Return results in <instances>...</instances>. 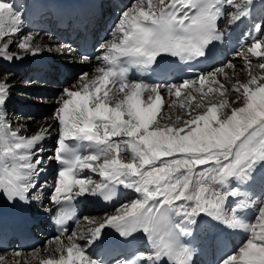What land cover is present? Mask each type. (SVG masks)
<instances>
[{"label": "snow or ice", "instance_id": "snow-or-ice-1", "mask_svg": "<svg viewBox=\"0 0 264 264\" xmlns=\"http://www.w3.org/2000/svg\"><path fill=\"white\" fill-rule=\"evenodd\" d=\"M251 4L252 0H245L243 5L237 0H156L154 6L153 0H140L124 11L118 21L120 40L107 49L115 55L102 58L109 63L98 68L93 78L82 73L78 90H64L65 98L54 112L59 124L55 159L57 162L64 159L62 154L70 139L80 138L97 147L89 154L77 155L69 166L59 171L50 199L59 203L61 199L95 194L109 183L140 194L134 202L121 205L115 214L82 236L88 244L99 240L108 226L122 236L143 231L155 251L138 253V261L148 255L158 261L167 258L175 264H191L194 250L181 243V236L190 234V229L178 222L173 224L171 218L183 217L184 222L194 224L200 213H208L232 227H246L251 233L247 242L222 264H264V206L260 207L254 223L244 225L236 212L249 206L244 203L248 194L244 193L236 208L226 214L227 197L241 192L238 188L217 191L229 178L247 176L258 163L264 162V77L259 82L257 77H252L248 84L234 87V91L241 93L242 106L232 107L223 98L225 89L218 103L196 105L204 108L202 114L183 121L177 116L174 122L162 124L157 121L161 109L160 85L129 81L125 70L117 67L120 57H126L131 64L149 65L161 54L181 59L203 55L211 41L220 39L216 30L222 17L221 8L232 6L233 18L238 20L248 13ZM6 18L17 24L13 28L17 32L22 23L21 14L14 10L12 3L0 0V25ZM19 47L31 50L27 41ZM262 49L264 38L256 39L250 51L264 58ZM260 68L264 69V64ZM214 78V73L208 74V79ZM204 80L201 76L200 83ZM194 83L184 81L185 86ZM7 87L0 84V104L4 102ZM174 87L167 86L168 91L171 93ZM212 91L208 89L209 93ZM180 95L181 89L177 87L175 96ZM223 109H230V113L219 111ZM48 135L45 129L30 138L21 137L7 148L14 161L18 150L27 153L19 157L22 161L19 171L15 164L11 171L5 168L7 179L0 181V189L10 201L17 197L28 200L27 194L35 186L34 177L44 161L38 154L43 148L34 153L29 150ZM121 144L131 149L127 162L119 156ZM85 169L99 174L103 178L101 183L77 178ZM68 239L73 243L67 247V257L57 261L49 259L45 264H100L88 254L87 245L77 242L76 232ZM137 257L118 260L116 264H134Z\"/></svg>", "mask_w": 264, "mask_h": 264}, {"label": "bare ground", "instance_id": "bare-ground-1", "mask_svg": "<svg viewBox=\"0 0 264 264\" xmlns=\"http://www.w3.org/2000/svg\"><path fill=\"white\" fill-rule=\"evenodd\" d=\"M118 1L119 2L116 1L117 6L119 3L121 5L123 3L121 8V12L123 14V12L126 11L124 9L126 8V0H123L122 2H120V0ZM4 2L12 3L14 10L21 14L22 23L19 25V30L15 33L13 32V28H16L17 24L12 22L10 19L6 18L3 24L0 25V67H8L9 69V71L5 72L6 75L0 76V84L8 86L5 90L4 102L0 104V178L1 181L6 180L7 175L5 173V168L11 171L14 164L19 171V163L22 162L19 160V157L27 154L25 151L18 150L16 152V158L14 161L13 157L10 156L8 152L4 153L3 151L4 148L2 134L5 136L4 141H6L10 147L14 145V143L18 142L21 137L30 138L47 129L50 135H48L45 140L37 144L32 150H29L34 153L36 149L43 148V152L38 154L44 157V161L41 165H39L41 170L34 177L33 183L35 186L30 189L31 199V193L35 189L41 190L40 196H38L39 193L37 195L34 193V196H36L37 200L34 199L33 207L34 211L38 213V215H43L55 204L50 198L53 195L54 186L57 183V177L53 171L55 170L54 154L59 138V124L56 118H46L43 122H37L35 124L33 123L32 117L26 116L23 119L24 122L19 123V128L15 126L12 127L10 119L5 116V112L12 105V102L10 101L11 99H9L8 95L12 93L11 89L14 88L15 83L10 81L8 77L14 74L16 75L17 73L14 72L16 69L18 70L22 67H31L34 66L33 63L39 62L38 67L40 69L34 70V76H38L42 70H50V67H55L60 72L65 69L64 73L68 74L73 70V66H75V64H81V67H79L80 69L90 68L92 70L88 78H93L97 73V69L107 64V61L102 59L103 56L110 55L107 52V49L110 48L112 43H117V40L120 38L117 33L118 22L110 32L109 42L101 46L102 48L100 49L101 53L99 56L101 59L98 60L96 57L92 61H81L77 57V48L75 47L76 40L68 41L66 40V36H60L59 33L54 32V29H48L45 31L46 35H44L43 38L40 37L42 39L39 38V40L34 41V38L37 36L39 31L33 29V26L40 27L43 21L40 20L39 23L38 21H34V23L31 25L28 24V19L30 16L29 8L31 7L33 0H4ZM138 2H140V0H138L137 3ZM237 2L243 5L245 0H237ZM155 4L156 0H153V5L155 6ZM226 7L228 10V15L222 27L227 34V60L232 62L227 65L228 61L226 60L227 62L225 65H227V67H225V65L221 62L210 69L207 74L201 75L205 77L203 84L200 83L201 76H199L197 79H195L197 81V85L195 87L185 85L181 86L176 84V87L172 89L171 93L168 91L167 87L159 91V96L161 97V109L157 115L158 122L162 124H169L174 122L177 116H179L183 121L188 120L197 114H202L204 108L196 107V105L202 104L205 106H210L211 103H218L221 99V93H224L225 89L227 92L224 94L223 98L227 99L232 107L242 106L241 93L234 91V87L248 84L252 77H257V82H259L260 77H264V69L260 68V65L264 64V58L258 57L250 51V49L253 47L254 41L257 39L254 37L257 27L259 26V30H263L264 28V0H255L252 2V4L249 6L248 13L244 16H241L238 20L233 18L235 15V9L230 5ZM122 14L120 19H122ZM262 38H264V35ZM56 40L63 42V44L58 46L57 49H53L49 44H53V42ZM25 41H27V43L30 45L31 50L19 47L20 43ZM5 45H7V48H5ZM11 46H15V48L10 50L9 48ZM241 50H244L242 55H240L239 52ZM9 55L13 57L11 60L7 59ZM238 56H241L240 61H237ZM39 58L46 59L45 61L54 59V61L58 62L59 64L54 66V61H50L49 63H41L42 61L39 60ZM220 69H223V71L221 72ZM210 73L215 74L214 79H208V74ZM35 83H37L35 84L37 88H33V92L38 95H47L45 94V92H47L46 88L57 91L63 89L65 90V88L62 85H58V83L57 85L53 82V84L50 85H46L47 83L40 84V82L37 81H35ZM81 83L82 81H80L78 84H75L71 88L66 89L73 91L78 90V87ZM177 87L181 89V95L178 98L175 96ZM209 88L213 89V91L210 93L208 92ZM197 89L200 90L198 91ZM165 90L168 91L167 96L169 97L167 103L164 99ZM203 93L208 94L204 95ZM48 94H51V90ZM146 95L147 94L145 93L144 96L146 97ZM63 98H65L64 94L60 99L62 100ZM143 98L144 97H142V99ZM61 100L57 104V108L61 106ZM166 104L169 105L167 108L165 107ZM20 108L25 110V113H31V111H34V107L31 103H28V105L26 104L22 107L20 106L18 109ZM219 111H228L230 113V109H223ZM169 118L171 119L169 120ZM13 133L16 135L13 136ZM96 147L97 146L94 143L87 144L85 146L83 155L95 151ZM121 149L122 150L119 152V156L122 157L125 162L129 161L131 158L130 147H125L123 144H121ZM49 157L53 158L49 160ZM34 160L35 156L33 155V161ZM250 173L253 174L254 177ZM77 178H84L86 180L91 179L96 183H101L103 179L101 176H99V174L92 173L90 169H85L79 172ZM233 178H229L226 184L223 185V188L217 189V191L222 192L224 189L228 190L231 186H236V188H238L241 192V195H229L227 197L224 203V211L226 214H230L231 210L236 208L237 203L244 198L243 194L247 193L249 197L244 199V203L248 204L249 206L241 208V211L237 217L241 224L249 225L254 223V220L257 218L260 205L262 204L261 194L264 193V162L258 163L254 170L250 171L247 176L238 177V179L234 176ZM42 181L43 183H41ZM37 182L42 185L40 188V185H38ZM120 187L124 190L123 196L121 197L119 204L113 209L99 211L100 213L98 215H94L92 214L94 209L92 207L85 206L82 210L84 216H82L80 219L78 227L69 233L65 238L51 239L47 236L48 238L44 240V246L37 243L38 245H36L35 248L30 251L27 249L19 251L14 246H11L12 248L0 251V258H2L0 259V264H45V262L49 259L57 261L62 256L67 257V247L73 243V241H70L68 237L73 232L77 233V242L81 243L82 245H87L88 254L92 258L100 261V264H116L117 261H110L107 259L100 245L97 244L96 241L94 243L88 244V242L83 240L81 237L87 236L91 230L98 227L100 223H103L107 216L115 214L116 209L121 205L125 203L130 204L139 198L140 194L134 190L125 188L123 186ZM100 190L96 191L95 194H84V197H90V200L96 199V197L100 195ZM129 197H132V199L127 201V198ZM256 212L257 215L254 217L255 219L253 222L252 217ZM195 221L196 224H190L184 222L183 217H173V224L178 222L184 227L190 229V234L181 236L183 239L182 242L187 244H190V242L196 243V248L199 253V264H222V262L227 257L235 253L241 244L246 243L251 235L248 228L239 226L232 227L223 220L218 219L208 213H200L195 218ZM79 227L81 228L79 229ZM228 230H230V233L227 232ZM44 236H46V233H44ZM224 242L226 249L220 253L217 252L215 247ZM228 251H230L229 254L227 253ZM17 253H19V255H17ZM146 254H150L148 249ZM146 260V264H152L151 258H149L148 255H146ZM216 260L218 261L217 263L215 262ZM77 264H79V262H77Z\"/></svg>", "mask_w": 264, "mask_h": 264}, {"label": "rangeland", "instance_id": "rangeland-1", "mask_svg": "<svg viewBox=\"0 0 264 264\" xmlns=\"http://www.w3.org/2000/svg\"><path fill=\"white\" fill-rule=\"evenodd\" d=\"M137 1L138 0H130L129 3L127 4L126 8H124V9L125 10H128L129 8L133 7V5L135 3H137ZM263 20H264V16H263ZM45 31L46 30H43V32H38L37 36L34 38V41L39 40L40 37L43 38V36L46 35L45 34L46 33ZM42 38H40V39H42ZM109 40H110V38H109ZM109 40H107L106 43L109 42ZM62 44H63V42H61L59 40H56L55 42H53V44L50 43L49 45H51V47L53 49H57L58 46H60ZM14 48H15V46H11L9 49L10 50H13ZM239 52H240V55H242V53L244 52V50H241ZM240 57L239 56L237 57V61H240ZM231 62L229 60L228 63H227V65H229V63H231ZM54 63H57V64H54ZM54 63H53L54 66H56V65L59 64L58 62H54ZM227 65H225V67H227ZM6 71H8V70L7 69H3V67H0V76L6 75L5 74ZM91 72H92V70L90 68H87V69H84V68H82V69H80V68L79 69H76V74L74 75L75 77H73L69 81V83L67 85H63V87L65 89L66 88H71L75 84L80 83V81H83V77L81 76L82 73L87 74V77H89L90 74H91ZM30 77L31 76H27V75H20V74L18 75V73L16 75L14 74V75L8 77V79L10 81H12L13 83H15L14 88L11 89L12 90V93H11V96L12 97L10 98L11 99L10 101L12 102V105L5 112V116H7L10 119L12 127L15 126V127H18L19 128V126H18L19 123L24 122L23 119L26 116L32 117L33 118L32 119L33 120V123H35V124L37 122L38 123L43 122L44 119H46V118H55L54 112H56V110L58 109L57 108V104L60 102V100H61L60 98L64 94V89L57 91V90H52V89H49V88H46L47 89V92H45V94H47V95H43V94L38 95V94H35L33 92L34 91L33 88H37V86L35 85L36 83H33L32 82L33 80H31ZM195 82L196 83L191 84L190 87H195L197 85V81L195 80ZM16 84H19V86L16 85ZM40 84H45V83H40ZM50 84H53V83H47L46 85H50ZM20 85H21V87H20ZM50 90H51V94L49 95L48 93L50 92ZM167 95H168V91L165 90L164 91V99L166 100V103L169 100V97ZM42 98H45V99H42ZM28 103H31L33 105V107H34V111H31V113L30 112L29 113L28 112L25 113V110H22V108L18 109L20 106L22 107V106H25L26 104L28 105ZM168 106L169 105L166 104L165 107L167 108ZM37 183H38V185H40L39 182H37ZM41 183H43V181ZM41 186L42 185H40L39 188ZM235 188H236V186H231L228 190L235 189ZM34 191L37 192V193L34 192L35 194H38L39 193L38 196H40L41 190L36 189ZM132 197H135V196H132ZM132 197L127 198V201H130L132 199ZM261 197H262V204L260 205V207L261 206H264V193L261 195ZM99 213L100 212H97V213L92 212V214H94V215H98ZM94 215H89V216H94ZM236 215H237V213H236ZM256 215H257V212L252 217L253 218L252 221L255 219L254 217H256ZM81 227H82V224H81ZM81 227H79V229ZM244 244L245 243L241 244L240 247H238V249L235 251V253ZM44 245L45 244H42V246H44Z\"/></svg>", "mask_w": 264, "mask_h": 264}]
</instances>
